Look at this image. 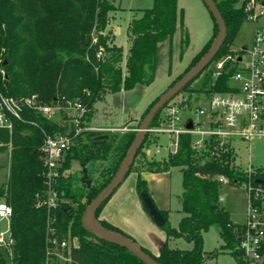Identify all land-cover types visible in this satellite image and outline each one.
<instances>
[{
    "label": "trees",
    "instance_id": "trees-1",
    "mask_svg": "<svg viewBox=\"0 0 264 264\" xmlns=\"http://www.w3.org/2000/svg\"><path fill=\"white\" fill-rule=\"evenodd\" d=\"M216 3L226 23L227 36L216 57L201 73L207 71L206 79L209 82L212 79L209 68L233 52L232 47L247 17L241 0ZM119 10L114 0H0V58L9 61L5 67V94L12 97L36 95L45 105L58 102L64 105L66 101L78 100L87 110L84 126H90L97 103L108 94L130 91L139 85H151L155 79L159 44L172 38L178 26V0H153L151 8L142 10L141 16L130 22L127 55L122 47L114 44L112 31L108 30L113 14ZM211 17L214 23L212 38L170 88L211 48L219 32L218 24ZM93 37H96V43H93ZM100 50L103 57L98 59ZM227 81L226 76L220 78L214 90H226ZM190 84L182 92H199L191 90ZM159 99L144 113L138 129ZM25 117L37 126L16 124L12 137L0 131V151L11 147L9 177L0 186V200L13 208L12 233L15 239L13 258L0 249V264H58L52 254L55 247L49 241L50 229L55 230L59 240L77 238L78 245H72L70 250L65 251V256L71 259L70 264H145L126 248L99 239L82 225L85 210L114 178L137 134L125 135L118 143L109 133L87 132L83 135L86 138L79 137L65 157L62 176L55 186L59 206L38 207V201L45 198L48 190L41 150L44 144L42 130L53 135L56 132L64 133L66 129L32 110H26ZM160 118L161 112L152 126L158 125ZM102 135L108 138L95 144L94 138ZM154 139L147 135L129 174L138 170L136 164L143 149L146 159V145ZM191 144L192 137L182 135L176 154L169 155L161 166L153 162L145 168L152 172L181 168L182 218L178 227L172 228L168 223V213L160 211L165 219L161 227L166 232L167 241L158 256L146 248H140L159 264H203L207 257L203 249V234L217 227L225 247L232 251L238 264H246L238 249L243 228L232 224L229 213L221 205V183L218 178L223 176L237 184L240 180L248 181V175L238 170L235 166L236 156L227 148L220 150L213 142L206 149L197 151ZM87 158L85 168L91 181L90 188L83 177L79 183L70 172L74 162L82 165ZM94 172L100 173V182L95 180L94 183ZM252 178L264 180V172L256 170ZM137 191L139 195L147 192V183L140 175ZM109 200L97 212L99 224L107 231L136 243L134 238L117 226L99 220ZM181 238L192 243L193 248L181 250L169 247L170 239Z\"/></svg>",
    "mask_w": 264,
    "mask_h": 264
},
{
    "label": "built area",
    "instance_id": "built-area-1",
    "mask_svg": "<svg viewBox=\"0 0 264 264\" xmlns=\"http://www.w3.org/2000/svg\"><path fill=\"white\" fill-rule=\"evenodd\" d=\"M247 14L246 22L259 23L264 21V0H245L243 2ZM93 37V43H96ZM100 50L97 58L101 59ZM4 59L0 58V131L7 132L10 137L16 130V124H33L25 117L26 110H32L58 126H64V133L44 134L42 153L46 168L45 177L48 190L45 198L38 201V207L57 208L59 196L55 186L62 174L61 168L68 151L75 145L79 137L85 133H109L118 129L107 127L84 126L87 113L86 107L79 102L66 101L53 105L42 104L36 95L28 97H12L4 92V82L7 78ZM209 71L212 73L211 86L208 90L196 93H184L172 99L165 107L160 122L151 126L147 135L154 139L166 135L170 144L165 149L167 155L176 154L182 135L192 137V148L197 151L206 149L212 143L216 148H227L234 155L237 141L252 142L264 137V27L258 28L252 43L223 56L214 62ZM228 77L226 90H214L218 80ZM201 96H209L206 106ZM189 113H194L196 119H185ZM61 121H55L59 115ZM192 124V129L188 125ZM198 138V139H195ZM11 148V147H10ZM152 155L151 149L146 150ZM163 153V145L156 150V155ZM254 170L246 172L248 181L246 190L248 206L243 231L239 236L238 249L242 252L246 264H264V180L252 178ZM220 183H227L225 177L218 178ZM13 208L4 200L0 201V249L9 258L14 256L15 239L12 233ZM50 243L55 247L52 253L58 260L65 251L70 250L69 239L59 240L54 229H50Z\"/></svg>",
    "mask_w": 264,
    "mask_h": 264
},
{
    "label": "rangeland",
    "instance_id": "rangeland-1",
    "mask_svg": "<svg viewBox=\"0 0 264 264\" xmlns=\"http://www.w3.org/2000/svg\"><path fill=\"white\" fill-rule=\"evenodd\" d=\"M244 1L241 0V3L243 4ZM114 2L120 8L119 11L114 13L116 16L114 25H120L121 34L113 42L115 45L122 47L125 55H127L130 48L128 38L129 24L134 18L141 16L142 10L151 8L153 0H114ZM178 9V26L175 34L172 38L159 44L153 83L149 86L139 85L130 91L108 94L103 101L98 102L96 105L92 126L118 129V131L109 132L116 143L125 135L137 134L138 125L142 120V118L138 119L141 114L156 97L163 93L173 81L188 69L193 58L213 35V19L203 0H178ZM260 27H264V21L259 23L245 22L232 50H239L242 47L249 46L257 29ZM112 38L114 37L112 36ZM206 72L190 84L189 88L191 90L205 91L210 88L211 81L209 82L206 79ZM184 93L186 92H181L177 96L184 95ZM200 99L203 100V105L206 106L209 96H201ZM165 110L166 108L161 111V115L165 113ZM62 116L59 114L55 121H61ZM134 116L138 118L134 120ZM187 118L195 120L196 116L194 113H189L185 116V119ZM84 136L82 137L86 138ZM149 137L151 138L152 136L149 135ZM170 141V138L166 135L157 136L154 141L150 140L146 147L151 149L152 155H147L145 159L143 149L137 160L136 168L145 169L147 164L153 162L160 166L163 165L168 160L169 155H171H167V150L165 149L169 146ZM160 145H163V153L156 155V150ZM234 147L236 149L235 166H237L238 170L246 173L249 168H252L254 172L256 170L264 172V137L257 138L252 142L237 141L234 143ZM10 150V147H7L0 151V186L4 185L9 177ZM111 164L112 160L108 165L110 166ZM108 165L106 166L108 167ZM70 172L81 183L83 176L79 162H74ZM99 174L93 173L94 183L95 180L98 182L102 180ZM161 176L164 179L161 183L156 182V179L147 182V192L157 208L163 205L167 207L169 210L168 223L172 228H177L182 218V170L181 168H172L168 175ZM246 184L247 181L245 179L240 180L237 184L228 180L227 183H221L219 190L221 205L229 213L232 224L239 227H242L246 221L248 206ZM133 194L139 198V202L144 208V217L131 201ZM99 220H110L114 224L116 223L125 234L130 233L133 235L134 233H139V235H144L150 243V251L155 255H159L166 239V232L149 216L143 205L141 195L138 194L136 189L135 173H130L114 192L103 207ZM0 229H3L2 225H0ZM69 242L71 246L78 245L77 238H69ZM168 244L173 249L191 250L193 248V244L183 238L170 239ZM203 249L207 256L203 264H238L232 251L225 247V242L222 240L217 227H212L203 234ZM70 262L71 259L62 255L58 264H70Z\"/></svg>",
    "mask_w": 264,
    "mask_h": 264
},
{
    "label": "water",
    "instance_id": "water-1",
    "mask_svg": "<svg viewBox=\"0 0 264 264\" xmlns=\"http://www.w3.org/2000/svg\"><path fill=\"white\" fill-rule=\"evenodd\" d=\"M206 5L209 13L213 16L216 23L218 24V35L215 38L211 48L209 51L202 57V59L190 70L188 71L179 81H177L160 99L155 103V105L150 109L146 117L143 119L139 129L137 130V135L128 150L126 157L124 158L120 168L118 169L116 175L108 184V186L93 200V202L87 207L83 216H82V225L87 230L92 232L96 237L101 240L116 244L122 248H126L132 254H134L137 258H139L145 264H159L155 261L151 256L146 254L140 246H138L132 240L123 237L121 235H117L111 233L104 229L99 222L97 221V212L101 208V206L111 198L114 192L121 186V184L127 178V175L130 172V169L134 163V160L142 148L144 141L147 137L148 130L153 124V121L157 114L161 112L166 105L175 98L179 93H181L184 88L193 82L213 61L218 52L220 51L222 45L224 44L227 36V27L224 21V18L217 6L215 0H203ZM9 61L7 59L4 60L3 66H8ZM192 124L188 125V129H192ZM107 135L97 136L94 138V143H98L102 140L107 139ZM86 161L81 165L84 176L83 181L91 187V181L88 180L87 170L85 168ZM141 199L145 209L147 210L149 216L157 223L159 226H163L165 224V219L161 214L160 210L155 205L153 199L148 194V192H143L141 194ZM240 241V238L238 239Z\"/></svg>",
    "mask_w": 264,
    "mask_h": 264
},
{
    "label": "crops",
    "instance_id": "crops-1",
    "mask_svg": "<svg viewBox=\"0 0 264 264\" xmlns=\"http://www.w3.org/2000/svg\"><path fill=\"white\" fill-rule=\"evenodd\" d=\"M116 16L113 14V19H112V21H111V24H110V26L108 27V30H111L112 31V34H113V37L114 38H112L114 41H115V39H116V37L117 36H119L120 34H121V27H120V25L119 26H117V25H114V22H115V20H116V18H115ZM212 38V37H211ZM124 54H125V52H124ZM174 82V81H173ZM172 82V83H173ZM171 83V84H172ZM171 84L167 87V89L163 92V93H161L158 97H156L153 101H152V103H150L149 105H148V107H147V109L158 99V98H160L161 96H163V94H165L169 89H170V86H171ZM147 109L141 114V116L138 118V117H136V116H134V120H135V118L137 119H141L142 118V116L144 115V113L147 111ZM136 122V121H135ZM91 126H92V122H91V124H90ZM147 155H149V152H147ZM168 172L170 173V170L169 171H166V172H152V171H148V170H146V169H144V168H141V169H138V170H134L132 173H135V176H136V189H137V179H138V176L140 175L145 181H146V183L148 182V181H150V180H153V179H156V182H158V183H161L164 179L163 178H161L162 176L161 175H168ZM138 192V191H137ZM135 194V193H134ZM132 195L131 196V201H132V203H133V205H135L138 209H139V212H140V214L143 216V215H145V214H143L144 212V208H143V206H141V203L139 202L140 200H139V198L137 197V196H135V195ZM139 194V193H138ZM182 196V195H181ZM161 198H163V197H161ZM160 211H163V212H167L168 213V215H169V210L167 209V207H165L164 205L163 206H160L159 208H158ZM144 217V216H143ZM146 219V218H145ZM103 221H106V220H103ZM148 221V220H147ZM107 222H109V223H111V224H113V225H115V226H119V225H116V223L114 224V222H112V221H110V220H108ZM148 223V222H147ZM119 228V227H118ZM122 230V229H121ZM124 232V231H123ZM126 234H128V233H126ZM130 234V233H129ZM128 234V235H129ZM130 236L132 237V238H134L135 239V241H136V244L137 245H139L140 247H143V248H146L147 250H151L150 248V243H149V241L144 237V235H139V233H134L133 235H131L130 234ZM167 241V236H166V239H165V241H164V243ZM164 243H163V245H164ZM162 245V246H163ZM162 248V247H161ZM161 251V250H160ZM151 252V251H150ZM152 253V252H151ZM153 254V253H152ZM153 255H155V254H153ZM155 256H158V255H155Z\"/></svg>",
    "mask_w": 264,
    "mask_h": 264
}]
</instances>
